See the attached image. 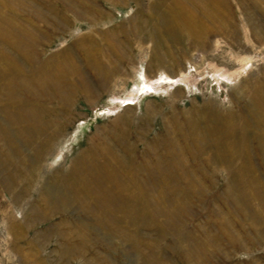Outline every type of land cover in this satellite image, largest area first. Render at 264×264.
Instances as JSON below:
<instances>
[{"label":"rangeland","instance_id":"obj_1","mask_svg":"<svg viewBox=\"0 0 264 264\" xmlns=\"http://www.w3.org/2000/svg\"><path fill=\"white\" fill-rule=\"evenodd\" d=\"M0 264H264V0H0Z\"/></svg>","mask_w":264,"mask_h":264}]
</instances>
